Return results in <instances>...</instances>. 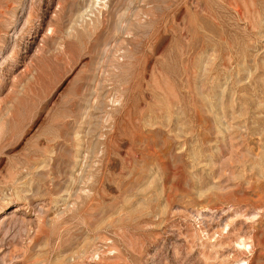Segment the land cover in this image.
<instances>
[{"label":"rangeland","instance_id":"rangeland-1","mask_svg":"<svg viewBox=\"0 0 264 264\" xmlns=\"http://www.w3.org/2000/svg\"><path fill=\"white\" fill-rule=\"evenodd\" d=\"M0 264H264V0H0Z\"/></svg>","mask_w":264,"mask_h":264},{"label":"bare ground","instance_id":"bare-ground-1","mask_svg":"<svg viewBox=\"0 0 264 264\" xmlns=\"http://www.w3.org/2000/svg\"><path fill=\"white\" fill-rule=\"evenodd\" d=\"M197 47V46H196ZM189 50V49H188ZM192 53V52H191ZM187 57V56H186ZM189 58V57H188Z\"/></svg>","mask_w":264,"mask_h":264}]
</instances>
